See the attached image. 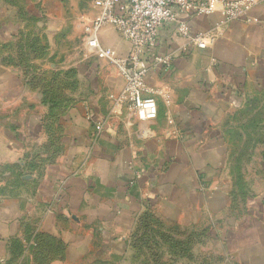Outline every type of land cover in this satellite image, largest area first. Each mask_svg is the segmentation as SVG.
Masks as SVG:
<instances>
[{
	"label": "crops",
	"instance_id": "0c3cea01",
	"mask_svg": "<svg viewBox=\"0 0 264 264\" xmlns=\"http://www.w3.org/2000/svg\"><path fill=\"white\" fill-rule=\"evenodd\" d=\"M48 1L37 4L62 8L65 2L69 16L54 15L72 23L65 34L73 43L81 41L80 71L94 81H83L80 102L60 118L63 152L54 162L40 175L34 157L39 167L24 174L16 194L10 180L0 183V264L13 258L15 244L22 250L21 264H129L132 235L147 213L168 227L214 230L215 218L231 207L224 125L264 83V0L253 9L252 22H231L204 50L178 36L174 25L161 28L157 48L146 58V85L159 109L150 122L115 107L111 96L121 93L124 78L84 44V27L99 14L94 0ZM187 20L198 34L212 30L221 16ZM99 40L118 57L129 55V44L114 27L105 26ZM156 57H169L170 67L157 65ZM24 79L0 60V101L22 113L25 104L40 109L31 119L41 123L48 109ZM0 115L4 121L10 112L3 109ZM37 121L29 125L34 153L46 145ZM1 129L0 164L11 165V150L28 148L22 140L12 141L10 129ZM219 225L217 230L224 229ZM32 235L56 241L43 242V254L35 260L29 250L33 240L27 242Z\"/></svg>",
	"mask_w": 264,
	"mask_h": 264
},
{
	"label": "rangeland",
	"instance_id": "374dc122",
	"mask_svg": "<svg viewBox=\"0 0 264 264\" xmlns=\"http://www.w3.org/2000/svg\"><path fill=\"white\" fill-rule=\"evenodd\" d=\"M38 1L0 0V60L22 73L27 87L39 93L41 105L48 109L42 116L44 118L50 115V105L43 104L44 100L53 99L51 106L56 104L55 108L61 100L65 101L62 106L71 102L75 105L82 98L85 89L83 81L94 80L85 78L80 71L83 66L81 41L73 43L65 34V29L71 28L72 23L58 20L59 13H64L63 19L69 16H65V2L62 1L61 8L38 5ZM3 42H8L3 44L4 48ZM259 85L257 92L251 93L224 125L228 142L226 174L232 179L230 213L226 210L217 216L214 221L216 230L212 231L158 228L154 236L162 232L173 238L171 244L175 241L179 245L173 247L161 241V246L150 245L156 257L160 256L153 264H264V83ZM17 108L12 105L9 110L0 101V113L3 109L10 112L9 118H4V121L0 115V137L2 127L10 129L12 141L22 140L28 148L25 152L19 148L12 149L14 164H0V183L10 180L14 194L21 190L17 185L18 175L34 173L19 165L34 163L36 157L41 172L49 158L42 147L51 141L61 143L56 138L52 139L51 130L44 129L42 123L31 119L39 115L40 109L25 104L23 110L27 112L22 113V110H14ZM36 121L43 128L41 140H46V145L38 153H34L33 136L29 134V125L32 127ZM56 152L58 156L62 153ZM226 184L229 187V182ZM219 224L224 228L221 231L217 230ZM142 255L132 249L129 264H143V259L147 257ZM36 258L37 255H32V259Z\"/></svg>",
	"mask_w": 264,
	"mask_h": 264
},
{
	"label": "built area",
	"instance_id": "2783aa9c",
	"mask_svg": "<svg viewBox=\"0 0 264 264\" xmlns=\"http://www.w3.org/2000/svg\"><path fill=\"white\" fill-rule=\"evenodd\" d=\"M93 3L99 14L85 25L84 44L91 53L114 64L124 78L121 93L111 96L115 107H126L132 116L150 122L158 118L159 109L154 91L146 85L149 72L146 58L157 48L161 28L174 25L178 36L204 50L215 45L231 22H252L251 13L260 0H94ZM215 14L221 20L212 30L192 34L187 18ZM108 25L129 44L126 58L101 45L100 31ZM155 63L168 69L171 59L156 57Z\"/></svg>",
	"mask_w": 264,
	"mask_h": 264
},
{
	"label": "trees",
	"instance_id": "16d2710c",
	"mask_svg": "<svg viewBox=\"0 0 264 264\" xmlns=\"http://www.w3.org/2000/svg\"><path fill=\"white\" fill-rule=\"evenodd\" d=\"M43 95H44V92H43ZM53 102H54L53 99L50 101H47V100L43 101V104H47L46 106L50 105L48 106L50 115L48 117L42 118L41 123L44 129L51 130L50 134L53 136L52 139L56 138L58 141H61L60 118L69 108L74 106V104L71 102L70 104H66L62 106L63 102L65 101L61 100L59 106L55 108L56 104H54V106H51ZM42 148L44 149L43 151L45 153L47 152L49 155V158H47V163L54 162V160L58 157V154H57L58 152L56 151L63 152L62 142L56 143V142L51 141L50 143H48L47 146H44ZM40 151L42 150L40 149ZM32 156L34 157V154H32ZM32 163H25L24 166L23 165H19V166H21L22 169H25V168L30 169L31 172L35 171L37 167L41 166V165L38 166ZM39 174L41 175L42 173L40 172ZM23 176H24V173L23 174L20 173L18 175L17 185L21 186L23 184V180H22ZM163 227L167 229H171V230L179 229L178 227L166 226L161 220L157 219L156 217H154L152 214H149V213L144 214L142 217H140L139 224L131 238V247L133 250H137L138 253L144 254L142 255V257L146 256L148 258V259L147 258L143 259L144 260L143 264H153V261L157 262L160 259V256L156 257V255L153 253V248H151L150 246L152 244L155 245L154 247L161 246L159 242L161 241L164 244H167V245L170 244L173 247H178L179 244L177 245V242L175 241H174V244H171V240L173 238L167 237L166 234L162 232L157 233L154 236L155 231L158 228H163ZM32 240H33V244H29V248H30L29 250L33 253V255H37V257L43 254V249L41 250V248H43V245H42L43 242L51 243V244L56 242L55 239L51 237H44V236H39V235H32L31 237L27 238V242L30 241L29 243H31ZM57 247L60 249L59 245H57ZM14 249L16 253L14 254L13 258L9 260L8 262H5L4 264H21L20 261L17 260V258H19V256L22 255V250H20L17 244H15ZM151 250H152V253H151ZM149 252L151 255H149Z\"/></svg>",
	"mask_w": 264,
	"mask_h": 264
}]
</instances>
